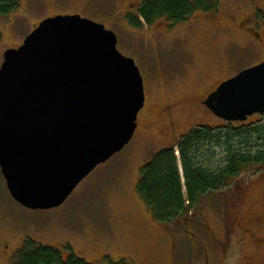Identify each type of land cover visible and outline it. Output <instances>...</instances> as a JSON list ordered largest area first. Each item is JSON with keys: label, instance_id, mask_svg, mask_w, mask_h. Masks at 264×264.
<instances>
[{"label": "rangeland", "instance_id": "374dc122", "mask_svg": "<svg viewBox=\"0 0 264 264\" xmlns=\"http://www.w3.org/2000/svg\"><path fill=\"white\" fill-rule=\"evenodd\" d=\"M132 1L20 0L15 11L0 15V66L5 52L19 48L37 24L76 14L115 32L118 50L136 60L147 94L131 142L98 166L61 207L24 208L10 195L0 169V264H14L29 240L59 250L70 246L93 264H264V245L251 237L264 234V173H244L227 190L205 198L197 215L170 225L157 222L137 193L142 168L160 150L194 127L227 123L199 103L201 95L235 69L262 63L264 43L242 50L243 39L231 44L229 37H210L200 22L148 42L153 28H135L122 16ZM227 1L234 7L246 2ZM155 45L161 47L158 59ZM161 61L165 70L159 73ZM260 120L263 116L255 115L247 122Z\"/></svg>", "mask_w": 264, "mask_h": 264}, {"label": "water", "instance_id": "95a60500", "mask_svg": "<svg viewBox=\"0 0 264 264\" xmlns=\"http://www.w3.org/2000/svg\"><path fill=\"white\" fill-rule=\"evenodd\" d=\"M136 61L104 24L80 15L42 21L0 66V169L30 210L61 207L133 139L145 106ZM226 122L264 115V61L205 101Z\"/></svg>", "mask_w": 264, "mask_h": 264}, {"label": "trees", "instance_id": "16d2710c", "mask_svg": "<svg viewBox=\"0 0 264 264\" xmlns=\"http://www.w3.org/2000/svg\"><path fill=\"white\" fill-rule=\"evenodd\" d=\"M144 0L131 18L137 28L167 18L174 24L187 21L206 0ZM20 0H0V15L19 7ZM2 34L0 32V44ZM258 122H227L197 126L172 147L160 150L141 170L137 193L153 218L163 224L180 222L201 212L202 202L227 190L246 172L264 173V115ZM177 152L179 154H177ZM14 264H93L70 246L64 249L29 240Z\"/></svg>", "mask_w": 264, "mask_h": 264}, {"label": "flooded vegetation", "instance_id": "af4514ba", "mask_svg": "<svg viewBox=\"0 0 264 264\" xmlns=\"http://www.w3.org/2000/svg\"><path fill=\"white\" fill-rule=\"evenodd\" d=\"M143 1L144 0H133L125 7L126 11L123 12L124 14L122 13L123 14L122 16H125L127 18L128 23H131V18L139 14V8L141 7ZM193 2L195 1L193 0ZM227 12L228 14L226 15ZM141 20L143 21L142 27H144L145 24L146 28H148V26L153 28V32L149 35V40H146L148 42L150 41V39L152 41L158 39V36L160 34L169 33L171 31L170 29L174 30V28H176L179 25H181V27L189 26L190 28L195 29V27H197L199 24L204 26V28L209 31L210 37L213 38H217L219 36L220 38L229 37L228 40L231 44H238L240 43L238 40L243 39L246 45L243 46V48L245 49L242 50H247L249 48L247 46L249 43H256L258 45L264 43V0H246L244 4L236 7L232 6L230 2L227 0H206V4L199 6L187 21H183L177 24H174L167 18L158 19L160 21L155 23L157 21L156 20L152 25H148L143 18H141ZM194 23H198L196 24L197 26L194 25ZM38 25L39 24H37V26ZM142 27H140L139 29H141ZM235 48L237 47H233V49ZM160 50L161 47L157 48L156 45L152 49L153 54H155L157 59L159 58V56L161 57ZM142 53L144 54V56L147 57L148 54L146 53V51ZM233 60L231 59V61ZM157 69L159 70V73L160 72L162 73L165 70L163 61H161V63H158ZM242 71L243 70L240 71L235 69V72H237L236 74L226 77L223 80L214 83L213 85H209L205 89V91H203V94L201 95L202 98L199 100V103L203 107H206L205 101L207 100L209 95L214 91H216L217 88L223 82L235 77ZM144 87H145V82H144ZM146 103H147V94H146L145 106ZM144 108L142 109V111L144 110ZM164 110L165 108L162 111ZM247 232H250V230H248ZM187 233L191 234L190 231H187ZM253 234L254 233L251 234V237L255 238L254 240L256 244L264 245V234L262 235L261 239L256 238L255 235Z\"/></svg>", "mask_w": 264, "mask_h": 264}]
</instances>
